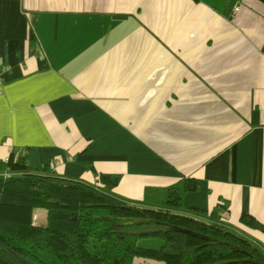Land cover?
I'll use <instances>...</instances> for the list:
<instances>
[{"label": "crops", "instance_id": "crops-1", "mask_svg": "<svg viewBox=\"0 0 264 264\" xmlns=\"http://www.w3.org/2000/svg\"><path fill=\"white\" fill-rule=\"evenodd\" d=\"M210 2L0 0V161L137 205L193 178L179 212L264 253V0Z\"/></svg>", "mask_w": 264, "mask_h": 264}, {"label": "trees", "instance_id": "trees-1", "mask_svg": "<svg viewBox=\"0 0 264 264\" xmlns=\"http://www.w3.org/2000/svg\"><path fill=\"white\" fill-rule=\"evenodd\" d=\"M118 181L101 175L95 187L57 178L49 165L29 168L25 154L0 161V264H264V253L215 213L204 222L179 212L196 190L193 178L146 192L141 205L111 194ZM35 210L45 211L44 223ZM240 222L264 233L247 215Z\"/></svg>", "mask_w": 264, "mask_h": 264}, {"label": "rangeland", "instance_id": "rangeland-1", "mask_svg": "<svg viewBox=\"0 0 264 264\" xmlns=\"http://www.w3.org/2000/svg\"><path fill=\"white\" fill-rule=\"evenodd\" d=\"M34 220L37 224L44 223L45 221V211L44 210H35L33 212Z\"/></svg>", "mask_w": 264, "mask_h": 264}, {"label": "built area", "instance_id": "built-area-1", "mask_svg": "<svg viewBox=\"0 0 264 264\" xmlns=\"http://www.w3.org/2000/svg\"><path fill=\"white\" fill-rule=\"evenodd\" d=\"M237 9L235 8V11H236ZM5 162L7 161V158L4 160Z\"/></svg>", "mask_w": 264, "mask_h": 264}]
</instances>
